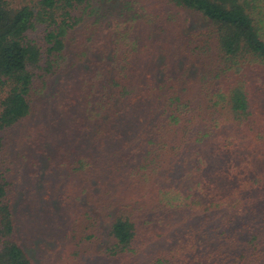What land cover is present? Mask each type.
<instances>
[{"label":"trees","instance_id":"trees-1","mask_svg":"<svg viewBox=\"0 0 264 264\" xmlns=\"http://www.w3.org/2000/svg\"><path fill=\"white\" fill-rule=\"evenodd\" d=\"M97 1L0 0V264L68 210L89 263L264 264V0Z\"/></svg>","mask_w":264,"mask_h":264},{"label":"rangeland","instance_id":"rangeland-1","mask_svg":"<svg viewBox=\"0 0 264 264\" xmlns=\"http://www.w3.org/2000/svg\"><path fill=\"white\" fill-rule=\"evenodd\" d=\"M125 1H136L140 3L141 6L145 5L144 2H146L149 7L151 5L150 0H98L97 4H99L101 7H104V9L102 10H104L107 15V17L103 19V24L97 28V35L100 40L102 38L104 39L108 31L113 28L115 23L114 21L119 17L121 13L120 10ZM93 20L94 17L87 18L77 30L83 31L87 26V23L92 22ZM180 20V22L186 29L196 25V21L194 22V20H192L191 18L186 19L183 14H180ZM256 103H258L259 108L257 115H259V117L262 118L264 122V95H259ZM37 122L38 121L36 119V116L35 118L33 116L29 117V119H27L24 123L21 124V126H19V129L15 130V134L18 133L19 135L24 137L23 139L20 138L21 141H18L20 142V144L24 143L27 146V130L32 126H36V124H38ZM53 135L56 136L55 133H53ZM243 151H246V153H248L249 155V160H251L250 170L255 172L254 178L261 180L264 185V149L259 150L257 148H254L253 151L252 148L247 150L246 148H243ZM18 169H21V167L19 166ZM19 173L20 170L18 171V174H16L17 178ZM262 202L264 203V200H262ZM65 209L66 208L61 210ZM68 211L60 212L58 224H61V228L57 227V224L55 222L58 214L55 217L48 214L49 218L47 217L46 220H34L37 221L40 225L33 224L29 228H27L26 231H24L25 233L24 235H22V238H24V240L26 241V246H28L27 252L29 256H31L35 264H102V261H99V258H102L103 256L100 250L102 249L101 246H98L99 248H86L87 250L89 249L88 251H91L92 255L96 257V260H94L93 263H89L88 259L85 256L81 257L80 255H78L76 258L72 256L73 250L76 251L81 249H76V240H74V238L72 237L73 232L70 231L69 227H67L66 229L65 224L67 220H64V218L69 216Z\"/></svg>","mask_w":264,"mask_h":264}]
</instances>
